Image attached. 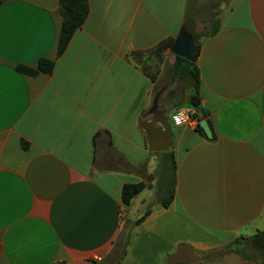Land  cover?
I'll list each match as a JSON object with an SVG mask.
<instances>
[{
	"label": "crops",
	"instance_id": "obj_1",
	"mask_svg": "<svg viewBox=\"0 0 264 264\" xmlns=\"http://www.w3.org/2000/svg\"><path fill=\"white\" fill-rule=\"evenodd\" d=\"M88 2L57 56L60 0H0V264H162L264 230V0L212 14L218 31L196 62L207 119L185 125L174 115L192 93L178 90L176 56L165 52L174 61L159 84L134 55L195 33L200 0ZM40 59L52 74L17 69ZM173 161V202L132 227L115 261L142 193L126 207L123 186L153 183Z\"/></svg>",
	"mask_w": 264,
	"mask_h": 264
},
{
	"label": "trees",
	"instance_id": "obj_2",
	"mask_svg": "<svg viewBox=\"0 0 264 264\" xmlns=\"http://www.w3.org/2000/svg\"><path fill=\"white\" fill-rule=\"evenodd\" d=\"M89 12V2L88 0H60L59 3V13L61 14L63 21L60 32V38L57 49V56H60L66 50L70 40L74 33L81 29L84 21L86 20ZM187 24V23H186ZM218 31V22L213 21L212 28L208 32L204 33H192L196 42H200L202 38L209 37L214 35ZM174 39H169L160 43L153 52L158 54L165 53L174 43ZM142 53H136V55H141ZM18 71L36 75L39 72L46 74H52L54 70V62L48 59H40L36 69H32L25 66H18ZM144 72L147 74L150 72L146 67H142ZM172 72L175 73L181 80L190 81L191 87L193 89V94L189 97L188 106L192 107L194 112V117H198L199 120L207 119V113L201 107V97H200V70L197 63L189 62L181 57L176 56L175 62L172 67ZM152 80H156V76L153 74L151 76ZM208 121V120H207ZM197 130L206 137V134L200 124L197 125ZM23 146L26 147L27 143L22 142ZM162 175H166L169 178V188H168V197L162 199L161 206L168 208L173 202L175 196V163L172 162V167L169 169L161 170ZM167 185V182H166ZM146 182H139L137 184H125L122 189V201L126 207H129L132 203V200L143 192L147 188ZM150 211H147L142 217L137 219L132 225L125 224L120 237L115 243V248L112 253V257L115 261H119L124 254L126 253V248L128 241L130 239L132 227L139 224L145 216H147ZM244 242L251 243L263 256L264 258V230L258 231L256 234L250 237H240L234 241L228 248L229 250H239ZM238 246V248H233Z\"/></svg>",
	"mask_w": 264,
	"mask_h": 264
},
{
	"label": "rangeland",
	"instance_id": "obj_3",
	"mask_svg": "<svg viewBox=\"0 0 264 264\" xmlns=\"http://www.w3.org/2000/svg\"><path fill=\"white\" fill-rule=\"evenodd\" d=\"M228 0H200L198 13L196 15V24L193 27L195 33L208 32L212 28L209 21L213 18L212 14L217 15L214 18H220L228 10ZM135 59L143 67H146L159 80L164 78V72L171 67L174 61V55L166 53L158 54L150 51L141 55H134ZM175 74V73H174ZM176 75V74H175ZM174 78L180 92L192 93L190 81L181 80L177 75ZM183 109L191 112L192 108L185 105ZM167 182V185H166ZM149 188L144 190L136 198L131 208L123 215L124 225H132L137 219L142 217L147 211L153 210L159 206L162 199L168 197L169 178L166 175L156 176L154 182H149ZM132 204V203H131ZM233 248H238L234 246ZM239 250H229L225 247L216 252L198 253L192 250H185L183 253L166 259L162 264H264V258L261 253L249 242L238 248Z\"/></svg>",
	"mask_w": 264,
	"mask_h": 264
},
{
	"label": "water",
	"instance_id": "obj_4",
	"mask_svg": "<svg viewBox=\"0 0 264 264\" xmlns=\"http://www.w3.org/2000/svg\"><path fill=\"white\" fill-rule=\"evenodd\" d=\"M171 53L181 57L189 62L196 63L199 54V43L195 41L193 35L187 27H183L176 37L170 48ZM200 126L204 130L207 137L212 138V132L206 120L200 122Z\"/></svg>",
	"mask_w": 264,
	"mask_h": 264
},
{
	"label": "built area",
	"instance_id": "obj_5",
	"mask_svg": "<svg viewBox=\"0 0 264 264\" xmlns=\"http://www.w3.org/2000/svg\"><path fill=\"white\" fill-rule=\"evenodd\" d=\"M174 121L177 125L193 124L197 122L193 114L186 109H179L174 115ZM198 123V122H197Z\"/></svg>",
	"mask_w": 264,
	"mask_h": 264
}]
</instances>
